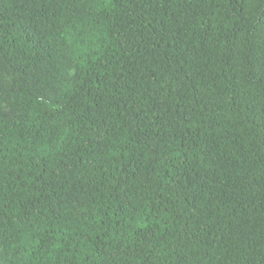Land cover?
<instances>
[{"label": "trees", "instance_id": "16d2710c", "mask_svg": "<svg viewBox=\"0 0 264 264\" xmlns=\"http://www.w3.org/2000/svg\"><path fill=\"white\" fill-rule=\"evenodd\" d=\"M0 264H264V0H0Z\"/></svg>", "mask_w": 264, "mask_h": 264}]
</instances>
